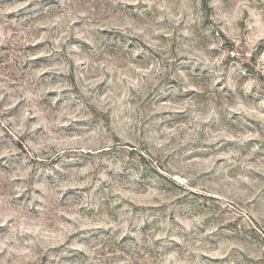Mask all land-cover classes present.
Listing matches in <instances>:
<instances>
[{
  "label": "rangeland",
  "instance_id": "obj_1",
  "mask_svg": "<svg viewBox=\"0 0 264 264\" xmlns=\"http://www.w3.org/2000/svg\"><path fill=\"white\" fill-rule=\"evenodd\" d=\"M0 264H264V0H0Z\"/></svg>",
  "mask_w": 264,
  "mask_h": 264
}]
</instances>
